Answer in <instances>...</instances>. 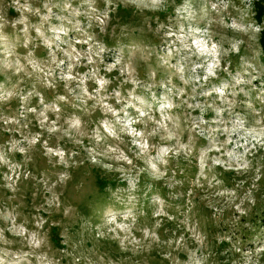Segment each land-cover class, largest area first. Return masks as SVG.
I'll return each mask as SVG.
<instances>
[{"label":"rangeland","instance_id":"rangeland-1","mask_svg":"<svg viewBox=\"0 0 264 264\" xmlns=\"http://www.w3.org/2000/svg\"><path fill=\"white\" fill-rule=\"evenodd\" d=\"M263 41L264 0H0V264H264Z\"/></svg>","mask_w":264,"mask_h":264},{"label":"trees","instance_id":"trees-1","mask_svg":"<svg viewBox=\"0 0 264 264\" xmlns=\"http://www.w3.org/2000/svg\"><path fill=\"white\" fill-rule=\"evenodd\" d=\"M263 47H264V41H263Z\"/></svg>","mask_w":264,"mask_h":264},{"label":"clouds","instance_id":"clouds-1","mask_svg":"<svg viewBox=\"0 0 264 264\" xmlns=\"http://www.w3.org/2000/svg\"><path fill=\"white\" fill-rule=\"evenodd\" d=\"M213 43V42H212ZM141 125V124H140ZM141 130V129H140Z\"/></svg>","mask_w":264,"mask_h":264}]
</instances>
